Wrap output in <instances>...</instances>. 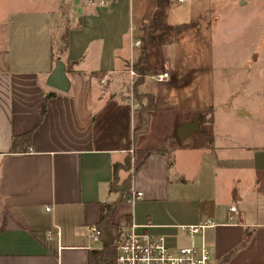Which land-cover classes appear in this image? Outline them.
Segmentation results:
<instances>
[{"label": "crops", "instance_id": "0c3cea01", "mask_svg": "<svg viewBox=\"0 0 264 264\" xmlns=\"http://www.w3.org/2000/svg\"><path fill=\"white\" fill-rule=\"evenodd\" d=\"M189 2L166 3L161 27L178 30L170 20V4ZM158 9V0H0V264H87L89 252L100 246L88 230L98 224L101 205L116 200L109 188L111 167L126 155L131 157V192L143 197L117 207L113 222L124 234L134 224L137 233L162 236L168 246L178 247L189 243L181 226L210 220L215 226L193 242L210 248L214 264H264V179L257 175L264 171V147L236 140L231 150L217 155L196 146L199 139H188L192 182L169 167V157L147 155L164 141L169 155L178 149H168L175 145L173 117L165 116L161 127L166 132L153 122L160 98L165 115L191 113L181 125L210 106L200 97L179 100L177 107L171 103L185 71L213 72L214 52L208 55L202 47L209 46L200 45L211 26L196 24L195 31L183 29L185 34L180 30L174 40L166 37L147 46L146 74L168 72L169 78L138 87L139 94L154 95V107L148 131L134 136L146 99L134 98L133 106L127 95L129 67L139 53L130 43L147 36ZM65 29L67 48L53 58L51 43ZM158 55L160 60L153 61ZM57 59L66 67L67 93L45 82ZM70 63L75 64L69 68ZM152 83L168 92L158 94ZM50 92L55 95L39 122ZM31 132L30 146L12 152L11 140ZM205 161L213 170L210 187L203 185ZM127 174L120 173L121 180ZM190 191L195 193L184 196ZM232 206L238 213L230 224Z\"/></svg>", "mask_w": 264, "mask_h": 264}, {"label": "rangeland", "instance_id": "374dc122", "mask_svg": "<svg viewBox=\"0 0 264 264\" xmlns=\"http://www.w3.org/2000/svg\"><path fill=\"white\" fill-rule=\"evenodd\" d=\"M170 7V20L178 30L166 25L163 28L165 31L161 34L163 40L166 37L174 40L180 30L184 35L183 29H186V33L190 28L195 31L196 24L201 25L202 28L211 26L207 33L202 31L204 35L200 45L209 46L208 49L202 47L208 51V55L211 50L214 52L212 57L214 63H211V66L215 64L212 67L213 72L210 74L207 68L206 74L193 72L188 74V71H185L183 81L177 85L178 93H173L175 102L171 103L177 107L179 100L192 98L193 101L199 100L200 97L204 101L202 103L210 104L207 110L197 115L198 117L201 115L200 124L203 129L183 140H178L174 132L175 145L168 146V149L178 147L174 155L170 154L171 166L183 174L185 180L192 182L194 161L186 155L191 149L187 145L192 140L188 139H199L196 146L210 147V151L217 155L220 150H231L236 140L242 144H251V147L256 144L264 147V0H190L189 3L181 5L172 3ZM193 18L196 20L194 25L190 24L188 28H183L182 25H186V22L190 23ZM199 48L201 49L200 46ZM159 60L158 55L153 61ZM154 85L152 83L150 89ZM154 88H157L158 94L168 92L166 87L157 85ZM164 104V99L160 98L153 122L159 125L158 131L166 132L165 126L161 127L165 125V116L173 117L169 123L176 125L177 131L181 125L179 123L188 120L187 116L191 113L181 114L174 111L165 115ZM241 111L245 115L241 118L235 117V114ZM195 117L193 116L191 120ZM181 147L183 148L180 149ZM200 154L198 152V157ZM211 167L209 162H204L203 185L208 187L212 183ZM218 174L222 175L221 169ZM257 175L258 179H264V171H260ZM191 192L195 193L190 191L184 196H189ZM180 245L185 246L186 243Z\"/></svg>", "mask_w": 264, "mask_h": 264}, {"label": "trees", "instance_id": "16d2710c", "mask_svg": "<svg viewBox=\"0 0 264 264\" xmlns=\"http://www.w3.org/2000/svg\"><path fill=\"white\" fill-rule=\"evenodd\" d=\"M159 2V9L155 12L153 15V19L150 22L149 26V32L146 37H141L142 45L139 47V53L138 57L136 58V61L133 62V69L139 73V75H142L144 73H147L148 71V54H147V46L151 44H158L163 42V32L165 31L161 25L163 24V18H162V10L161 8L165 6L166 3H169L170 0H158ZM157 32V33H156ZM69 41L68 36V29H65L62 31L60 38L58 41H53L51 43V52L52 57L55 58L59 55H62L65 52V49L67 48ZM75 63L68 64L69 68L72 67L71 65H74ZM146 80H144L142 77H138L137 81L134 83L133 86V94L135 95V99L137 100H144L146 99V104L144 107L140 108V114H141V122L138 127V129L135 131L134 136H138L140 134H144L149 129V120H150V114L153 111L154 107V95H149L145 93H138V87L143 85ZM129 85L127 84V91H128ZM55 93L50 92L45 96L43 108L41 110L40 120L39 122H42L45 111H46V104L47 101L54 96ZM201 120V115H199V124ZM202 128V127H201ZM31 133L24 134L22 136H17L16 138H13L10 142L11 145V151L16 152L19 150L24 149V145L30 146L31 141ZM167 141L162 142L158 147H154L153 149H150L148 151V156L154 155V154H160L166 157H169L170 161V155L168 153V150L166 149ZM171 165V161L169 162V167ZM131 170V157L129 155H126L124 158V161L122 163H114L111 167L112 172V179L109 183V188L112 193H114L117 198L115 201H112L110 203H103L101 205V212L99 217V222L96 225L97 229L100 232V246L99 248H96L94 250H91L89 252V258L87 264H111L114 262L116 255H117V244L121 237L123 236L122 229L113 222V215L117 209V207L124 203L125 200L130 196L132 187H131V181H132V173ZM128 173L127 176L121 180L120 173Z\"/></svg>", "mask_w": 264, "mask_h": 264}, {"label": "built area", "instance_id": "2783aa9c", "mask_svg": "<svg viewBox=\"0 0 264 264\" xmlns=\"http://www.w3.org/2000/svg\"><path fill=\"white\" fill-rule=\"evenodd\" d=\"M178 3L188 2L189 0H175ZM102 4V2L100 3ZM140 39H132L130 48L136 49L141 47ZM129 89L127 92L130 103L134 106L133 86L138 77L144 80H154L157 82H165L169 78L167 73H155L151 76L148 74L139 75L133 69V65L129 67ZM102 84L104 81L101 82ZM130 153H132L130 151ZM143 197L140 192H131L130 196L125 200L128 203H136ZM228 213L229 223L233 224L238 213L235 206H232ZM214 223L210 220L197 225L181 226L180 232L189 239L186 246L175 247L168 246L166 240L162 236H154L148 233H137V226L132 224L126 234H123L117 244V255L111 264H214L212 253L208 246L204 244L197 247L193 239L196 235L202 233V230L214 227ZM91 241L99 243L100 232L97 227H91L88 230Z\"/></svg>", "mask_w": 264, "mask_h": 264}, {"label": "water", "instance_id": "95a60500", "mask_svg": "<svg viewBox=\"0 0 264 264\" xmlns=\"http://www.w3.org/2000/svg\"><path fill=\"white\" fill-rule=\"evenodd\" d=\"M54 69L46 78V85L54 91L67 93L70 89V82L66 75V67L60 59H57L54 65ZM240 116H244L245 113L241 111ZM202 130L201 124H199V117L196 116L191 122H186L181 125L176 131V137L178 140H183L189 135L200 132Z\"/></svg>", "mask_w": 264, "mask_h": 264}]
</instances>
